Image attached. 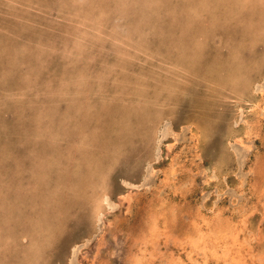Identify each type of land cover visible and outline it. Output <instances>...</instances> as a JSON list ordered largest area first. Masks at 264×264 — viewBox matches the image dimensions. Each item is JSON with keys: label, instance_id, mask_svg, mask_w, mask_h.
I'll list each match as a JSON object with an SVG mask.
<instances>
[{"label": "rangeland", "instance_id": "1", "mask_svg": "<svg viewBox=\"0 0 264 264\" xmlns=\"http://www.w3.org/2000/svg\"><path fill=\"white\" fill-rule=\"evenodd\" d=\"M0 264H264V0H0Z\"/></svg>", "mask_w": 264, "mask_h": 264}, {"label": "bare ground", "instance_id": "2", "mask_svg": "<svg viewBox=\"0 0 264 264\" xmlns=\"http://www.w3.org/2000/svg\"><path fill=\"white\" fill-rule=\"evenodd\" d=\"M261 6V5H260ZM75 249V248H74Z\"/></svg>", "mask_w": 264, "mask_h": 264}]
</instances>
